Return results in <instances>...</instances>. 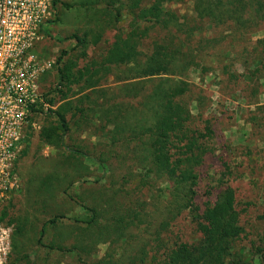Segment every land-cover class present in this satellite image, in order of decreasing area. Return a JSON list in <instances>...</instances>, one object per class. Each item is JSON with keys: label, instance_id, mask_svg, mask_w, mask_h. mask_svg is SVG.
<instances>
[{"label": "trees", "instance_id": "16d2710c", "mask_svg": "<svg viewBox=\"0 0 264 264\" xmlns=\"http://www.w3.org/2000/svg\"><path fill=\"white\" fill-rule=\"evenodd\" d=\"M58 4L87 21L83 35H73L85 50L125 19L131 23L127 32L116 33L101 55L90 60L88 51L77 55L84 64L74 75L75 81L71 82L70 68H59L58 85L43 94L53 107V94L63 93L68 82L79 86L75 101L49 110L58 123L43 127L41 137L67 152L47 176L50 196L61 193L85 215L68 223L64 214H56L43 225L39 243L51 253H67L82 264H121L126 256H131L127 264H264V250L259 249L262 253L256 258L263 260L257 261L238 247L246 229L231 181L238 178L243 163L225 159L228 152L224 153L225 146L221 151L214 124L220 120L213 113L206 115L201 97L192 96L196 87L186 80L192 72L200 71L205 80L220 70L225 88L237 94L242 86V102L260 103L263 93L254 88L264 80V48L257 58L249 59L246 53L249 45L258 46L263 40L252 43L244 38L264 31V0H75L73 4L54 0L55 10ZM181 4L193 14L180 15L173 9ZM210 31L219 34L209 38ZM146 38L152 41L144 43ZM237 65L244 71L231 78L230 71ZM74 102L81 115L71 124L68 115ZM199 122L204 123L203 129L196 126ZM74 127L82 133L95 131L98 143L93 151L89 145L73 143ZM219 151L216 158L222 169H213L212 185L201 187L204 168ZM90 179L101 185L84 189ZM9 204L1 221L7 222ZM160 204L167 219L154 233L157 245L149 241L135 257L128 256L126 247L138 236L135 230L140 233L141 227L151 224ZM184 211L199 235L192 242H179L170 230L171 220ZM259 221L264 227V214ZM16 224L15 252L25 236L26 222ZM48 225L72 230L47 246L43 239ZM77 229L83 230L82 235H74ZM101 244L110 246L106 255L90 262L93 248ZM115 244L123 247L121 260L114 256Z\"/></svg>", "mask_w": 264, "mask_h": 264}, {"label": "rangeland", "instance_id": "374dc122", "mask_svg": "<svg viewBox=\"0 0 264 264\" xmlns=\"http://www.w3.org/2000/svg\"><path fill=\"white\" fill-rule=\"evenodd\" d=\"M61 2L73 4L75 0H61ZM57 6L59 10H56V12H58L59 18L57 16L55 17V13L44 29V38L38 46L41 55L46 57L47 60L52 61L51 69L40 80L42 83L40 89L44 95L53 91L58 85L59 68L65 71L70 68L73 74L70 77L71 82L75 81L74 75L84 64L81 58L77 59V55L88 51L89 60L92 57L101 55L114 42L116 33L119 30L127 32L130 29L131 23L128 18L125 19L118 24L117 29L108 30L100 43L91 44L89 49L85 50L83 46L77 44L76 39L73 37L76 33L83 35L87 22L84 16H78L73 11L69 12V10H65L62 4H58ZM173 9L180 15H185L186 13L193 14L183 4L176 5ZM216 34L219 33L210 31L208 37L213 38ZM244 39H251L252 43H255L257 40H263L258 46L249 45L250 47H248V52L246 53L247 58H257L259 50H263L264 48V31L247 35ZM150 41H152V38H146L143 42L149 43ZM243 71L244 68L237 65L230 71L229 76L236 78ZM186 80L196 87V89H193L192 96L201 97L202 104L207 108V110L204 108L206 115L213 113L215 119L220 120L214 122V124L219 134L217 142L221 147V151L225 146L223 151L224 153L228 152L227 155H224L226 157L225 159L233 161L234 163H240L241 161L243 163V168L239 169L238 178L234 176L231 181L236 191L238 209L242 212L243 225L246 229V233L242 236L243 238L238 243V247L244 249L247 254L254 255L255 260L262 261L263 259L261 257L256 258V254L258 252L262 253L259 249L264 250V245L261 243V238L264 235V227L262 222L259 221L260 216L264 214V109H261L264 107V80L254 88L255 92L257 89V92L263 93L259 101L260 103L252 105L241 101V96L244 95L245 88L242 89V86H238L240 91L236 94L230 87L225 88V83L223 85L221 84L225 80L220 70L209 73L205 80H203L200 71L192 72ZM71 82H68L66 87L63 86V93L53 94L55 97V104L52 107L53 111H56L63 105L66 106L67 103L75 101L80 96L78 91L79 86L77 84H71ZM70 89L72 90L70 91ZM65 94H68L67 98H65ZM75 104L76 102L73 103L74 106L70 111L72 113L68 115L71 124L75 123L81 115L78 113V110H75ZM193 113L197 115L199 112L194 109ZM248 119L252 123H248ZM34 120L36 123L35 127L29 128L26 132L16 162L19 188L12 193L9 199L11 203L9 204L8 201L4 206L0 207L1 218L4 208L8 204L10 205L8 207L9 216L7 217V222L0 220V223L10 229L11 234V250L4 264H82L67 253L58 251L51 253L49 248L39 243L40 231L43 225L56 214H64L68 219V223H72L75 217H84L85 214L74 203L69 202L61 193L54 192V196H50L52 188L47 181V176L53 172L56 160H65L67 152L65 149L57 150L41 137L43 127L58 123L55 114H52L49 110L45 111L41 103ZM255 123L256 125H254ZM196 126H200L203 129L204 123H196ZM71 133L74 138L73 143L77 142L82 146L84 144L89 145V151H93L94 149L92 148L98 143V139L94 135V130L82 133L77 127H74ZM100 151L102 150H98L99 154ZM221 151L218 152L217 156L208 160L204 168L206 174L204 173L202 176L201 187L209 184L212 185L211 176L214 173L213 169H222L220 159L216 158L221 154ZM233 152L235 155L231 156ZM73 163L79 165L78 162ZM209 175L211 179H209ZM101 176L102 174H100ZM95 181V179H90L88 184L82 187L91 191L101 185L95 183ZM74 191L78 192L77 189ZM145 200L149 199L146 198ZM158 206L159 211L151 224L141 227L142 231L140 233L135 230L138 236L134 235V239L128 243L129 246L126 247L128 256L132 255L135 257L144 246L148 245L147 243L149 241H151V245L154 244V247L157 245L153 241L154 233L160 227L162 221L167 219L163 211L164 205L160 204ZM9 219L12 221L11 223ZM19 220L26 222V229L24 238L22 241L20 240L18 251L15 252L12 248V241L14 242L13 234L17 228L16 222ZM170 224V230H172L175 239L177 237L179 238V242H192L199 237L195 230V225L185 211L178 215L176 219L171 220ZM71 230L72 228L68 226L57 229L48 225V235L43 239V244L51 246L59 235L60 237L61 235L66 236ZM82 233V229H77L74 235H82ZM69 243H74V237ZM109 247V244L95 246L91 253L90 262L101 260L106 255ZM112 248L116 250L114 256L120 259V253L123 247L115 244ZM149 257L151 258L152 254H149ZM130 258L131 256L128 258L126 256V260L122 259L123 262L121 264H127Z\"/></svg>", "mask_w": 264, "mask_h": 264}, {"label": "built area", "instance_id": "2783aa9c", "mask_svg": "<svg viewBox=\"0 0 264 264\" xmlns=\"http://www.w3.org/2000/svg\"><path fill=\"white\" fill-rule=\"evenodd\" d=\"M55 13L54 0H0V207L19 188L16 162L40 104L52 109L40 89L52 61L38 46ZM10 235L0 223V264L10 253Z\"/></svg>", "mask_w": 264, "mask_h": 264}]
</instances>
